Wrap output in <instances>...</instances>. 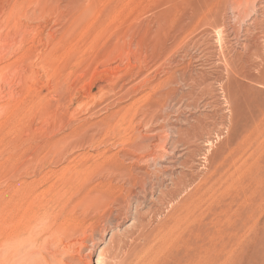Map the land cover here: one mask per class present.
Returning <instances> with one entry per match:
<instances>
[{
	"label": "rangeland",
	"instance_id": "374dc122",
	"mask_svg": "<svg viewBox=\"0 0 264 264\" xmlns=\"http://www.w3.org/2000/svg\"><path fill=\"white\" fill-rule=\"evenodd\" d=\"M227 1L0 0V203L35 214L0 264H264V0Z\"/></svg>",
	"mask_w": 264,
	"mask_h": 264
},
{
	"label": "bare ground",
	"instance_id": "6f19581e",
	"mask_svg": "<svg viewBox=\"0 0 264 264\" xmlns=\"http://www.w3.org/2000/svg\"><path fill=\"white\" fill-rule=\"evenodd\" d=\"M224 1V0H223ZM229 1V0H228ZM227 1V2H228ZM231 1V0H230ZM229 1V2H230ZM229 2L228 3H226V4H229ZM218 3V2H217ZM216 3V4H217ZM230 4H233V5H237L238 6V8H249V7H254V6H257V5H259V2H258V0H234V1H232V3H230ZM211 5V4H210ZM215 5V4H214ZM221 6H223V5H221ZM228 6V5H227ZM260 6V5H259ZM218 7V6H217ZM229 7H230V5H229ZM246 8H245V10H246ZM264 8V7H263ZM237 9V8H236ZM242 9V10H243ZM253 9V8H252ZM255 9H256V7H255ZM215 10V9H214ZM233 10V9H232ZM231 10V11H232ZM253 11V10H251V8L250 9H248V11ZM244 11V10H243ZM235 12V11H234ZM240 12V11H239ZM246 12H247V10H246ZM245 12V13H246ZM244 13V12H243ZM242 13V14H243ZM228 14V13H227ZM241 14V15H242ZM249 14H250V12H249ZM244 15V14H243ZM246 15V14H245ZM241 18V17H240ZM262 18V17H261ZM208 20V19H207ZM215 20V19H214ZM227 20V19H226ZM240 20H242V19H240ZM244 20V19H243ZM249 20V19H248ZM212 21V20H211ZM234 21V20H233ZM224 23V22H223ZM230 23V22H229ZM238 23L239 22H237V25H238ZM252 23V22H251ZM256 23V22H255ZM242 24V23H241ZM249 25V24H248ZM259 25V24H258ZM250 26V25H249ZM218 28V27H217ZM222 31V30H221ZM220 31V32H221ZM233 31V30H232ZM218 32V31H217ZM219 32V33H220ZM239 33V32H238ZM247 33V32H246ZM218 34V33H217ZM222 34V33H221ZM220 34V35H221ZM224 34V33H223ZM220 37V36H219ZM223 37V36H222ZM234 38V37H233ZM220 39V38H219ZM225 39V38H224ZM240 40V39H239ZM244 40V39H243ZM246 41H247V39H246ZM221 43V42H220ZM226 63V62H225ZM226 65V64H225ZM228 66V65H227ZM228 70V69H227ZM185 78V77H184ZM166 82V81H165ZM161 84V83H160ZM198 84V83H197ZM231 84H233V83H231ZM163 85V84H162ZM160 86V85H159ZM233 86V85H232ZM196 87V86H195ZM198 87V86H197ZM200 87V86H199ZM162 88V87H161ZM204 88V87H203ZM234 89V88H233ZM232 89V90H233ZM197 90V89H196ZM173 100V99H172ZM229 101V100H228ZM235 101V100H234ZM217 102V101H216ZM169 104V103H168ZM180 106H183V105H180ZM169 107H170V105H169ZM176 107V106H175ZM198 107V106H197ZM171 108V107H170ZM195 108V107H194ZM215 108V107H214ZM165 109V108H164ZM163 109V110H164ZM172 109H173V107H172ZM175 109V108H174ZM182 110V109H181ZM175 111V110H174ZM179 112V111H178ZM183 112V111H182ZM166 113V112H165ZM175 113V112H174ZM176 115V114H175ZM156 116V115H155ZM162 117V116H161ZM168 118V117H167ZM223 118V117H222ZM228 118V117H227ZM154 119V118H153ZM156 119V118H155ZM176 119V118H175ZM151 120V119H150ZM229 121V120H228ZM154 122V121H153ZM160 122H161V120H160ZM150 123H152V121L150 122ZM198 123V122H197ZM220 123V122H219ZM147 124V123H146ZM161 124V123H160ZM159 124V125H160ZM165 124V123H164ZM168 124V123H167ZM173 124V123H172ZM156 125V124H155ZM169 125V124H168ZM163 126V125H162ZM147 127V126H146ZM161 129V128H160ZM164 129V128H163ZM147 130H148V127H147ZM159 130V129H158ZM154 132V131H153ZM159 133V132H158ZM167 133V132H166ZM198 133H200V132H198ZM203 133V132H202ZM201 133V134H202ZM165 134V133H164ZM175 135V134H174ZM196 135V134H195ZM163 136V135H162ZM164 136H166V135H164ZM181 136V135H180ZM194 136V135H193ZM161 137V136H160ZM176 137V136H175ZM200 137V136H199ZM160 139V138H159ZM167 138H165V140H166ZM162 140H164V139H162ZM157 141H159L158 142V144L156 145V146H154L153 148H150V146L148 147V148H145L144 150H145V153L143 154V151L141 152L143 155H141V156H136V158H134V157H132V155H130L132 158L131 159H133V161L134 162H136V163H145L146 164V166H145V168L144 169H146V172H145V174H146V176H148V177H150V176H152V174L150 173V167L151 166H155V168H157L158 169V173H160V174H158L157 175V178L159 177V175H161V174H167V173H169V171H170V169H172V168H168V167H163L162 168V162L161 161H163V160H165V158L166 157H169V156H171L172 155V153H173V151H172V153H170V152H168L169 151V149H168V147H169V142H168V140H166V141H161V140H157ZM156 143V142H155ZM146 144V143H145ZM154 144V143H153ZM172 144V143H171ZM147 145H148V143H147ZM177 145V144H176ZM143 146V145H142ZM139 147H141V146H139ZM145 147V146H144ZM143 147V148H144ZM176 147V146H175ZM174 147V148H175ZM178 149V148H177ZM139 150H141V149H139L138 148V154H139ZM191 151V150H190ZM193 152V151H192ZM135 153V152H134ZM173 154H175V153H173ZM189 154H190V152H189ZM194 154V153H193ZM175 156V155H174ZM179 157V156H178ZM183 157V156H182ZM191 158V157H190ZM192 158H193V156H192ZM207 158V157H206ZM129 159V158H128ZM212 159V158H211ZM124 160H126L125 158H124ZM193 160V159H192ZM130 161V160H129ZM128 161V162H129ZM132 161V162H133ZM189 161H190V159H189ZM176 162V161H175ZM191 162V161H190ZM142 163L140 164V165H142ZM164 163V162H163ZM192 163V162H191ZM190 163V164H191ZM138 164V165H139ZM170 164H172L171 162H170ZM187 164H189L188 162H187ZM186 164V165H187ZM195 164V163H194ZM134 165V164H133ZM185 165V166H186ZM184 166V165H183ZM204 166V165H203ZM134 167V166H133ZM135 168H136V166H135ZM191 168V167H190ZM176 169V168H175ZM178 169H179V167H178ZM206 169V168H205ZM152 170V169H151ZM154 170V174H156L155 173V169H153ZM197 171H199V170H197ZM208 171V170H207ZM126 172V171H125ZM130 173V172H129ZM136 173H138V172H136ZM191 173V172H190ZM122 174V173H121ZM127 174V173H126ZM143 174V173H142ZM143 176H144V174H143ZM155 176V175H154ZM163 176V175H162ZM125 177V176H124ZM147 177V178H148ZM147 178L144 176V180H147ZM151 178V177H150ZM167 178V177H166ZM172 178H174V177H172ZM198 178V177H197ZM216 178V177H215ZM128 179V178H127ZM159 179V178H158ZM169 179V178H168ZM167 179V180H168ZM183 179V178H182ZM193 179H195V178H193ZM149 180V179H148ZM178 180V179H177ZM179 180H181V179H179ZM154 181V180H153ZM152 181V182H153ZM158 181V180H157ZM196 181V180H195ZM194 181V182H195ZM127 182V181H126ZM126 182H125V184H126ZM133 182V181H132ZM174 182H175V180H174ZM179 183H177V184H175L177 187H175L176 189L173 191V193L172 194H170V192H169V195H171V196H168L167 197V199L169 198V197H171V201H175V200H177V201H179L177 198H179V195L180 194H182L181 192V190L183 189V187L185 188V186H186V184H185V182H184V184H183V182H181V181H178ZM138 183L141 185V187H142V189H145L146 190V186L148 185L147 184V181H143L142 179H141V181H138ZM163 183V182H162ZM190 183V182H189ZM193 185V184H192ZM201 185V184H200ZM152 186H153V184H152ZM204 186V185H203ZM132 188H133V186H132ZM192 188V187H191ZM124 189H126V188H124ZM141 189V190H142ZM153 189V188H152ZM155 189V188H154ZM193 189V188H192ZM129 190V189H128ZM127 190V191H128ZM140 190V191H141ZM184 190V189H183ZM139 191V194H141V192ZM185 191V190H184ZM119 192H120V190H119ZM124 192H126V191H124ZM148 192V191H147ZM151 192V191H150ZM133 193V192H132ZM131 193V194H132ZM145 193H146V191H145ZM162 193V192H161ZM166 194V193H165ZM184 195V194H183ZM124 196V195H123ZM135 196V195H134ZM165 196V195H164ZM129 197V196H128ZM163 197V196H162ZM161 197V198H162ZM194 197V196H193ZM127 200V199H126ZM130 200V199H129ZM162 200V199H161ZM164 200V199H163ZM191 200V199H190ZM193 200V199H192ZM171 201H169V202H171ZM182 201V200H181ZM41 202L43 203V205L45 206L43 209L45 210V212H47V206H48V201H46V199L44 200V199H41ZM158 202H160L159 200H158ZM168 202V201H167ZM180 202V201H179ZM178 202V203H179ZM161 203V202H160ZM163 203V202H162ZM166 203V202H165ZM164 203V204H165ZM173 203V202H172ZM175 203H177V202H175ZM175 203H174V206H175ZM177 203V204H178ZM182 203V202H181ZM131 204V203H130ZM159 204V203H158ZM125 205V204H124ZM126 205H127V202H126ZM173 205V204H172ZM179 205V204H178ZM181 205V204H180ZM130 205H128V207H129ZM162 206V205H161ZM177 206V205H176ZM127 212V211H126ZM3 215H5L6 217L4 218L3 217ZM31 215H34L35 216V214H33L32 213V211L31 210H29V211H23V212H21V210L19 209H14L12 206H11V204H10V202H8L7 203V205L6 204H4V202H1L0 203V231H32V229H31V225H30V220H31ZM119 215V214H118ZM32 220H33V217H32ZM56 224V223H55ZM144 224L145 223H141V226L142 227H144ZM56 226V225H55ZM54 230V229H53ZM31 235V234H30ZM20 236V235H19ZM9 237V236H8ZM15 237V236H14ZM7 240V242L8 243H10V244H12V243H14V241H17V239L16 240H14L12 237L10 238V239H6ZM6 240H5V242H6ZM24 240H25V238H24ZM22 241H23V239H22ZM7 242H6V245H7ZM2 244H4L5 245V243L3 242ZM5 245V247H7V249H9L8 247L10 246H6ZM23 245V244H22ZM17 246V245H16ZM5 247H3V248H5ZM14 248V247H13ZM1 249H2V246H1ZM10 249H12V248H10ZM20 249V248H19ZM6 250V249H5ZM13 250V249H12ZM15 250V249H14ZM13 250V251H14ZM16 251V250H15ZM14 251V252H15ZM18 252H20V250L18 251ZM10 253H11V251H10ZM0 255H1V252H0ZM8 255V254H7ZM15 256H17L16 254H14ZM18 255H19V253H18ZM21 256H22V254H20ZM9 256V255H8ZM8 256H6V257H8ZM11 256V255H10ZM21 256L20 257H17V258H21ZM13 257V256H12ZM11 258V257H10ZM8 259V258H7ZM6 259V260H7ZM24 259V258H23ZM27 259V258H26ZM12 260V259H11ZM188 260H184V258L182 257V260H180L179 261V263L178 264H186V262H187ZM17 262V261H16ZM15 262V263H16ZM19 263V262H18Z\"/></svg>",
	"mask_w": 264,
	"mask_h": 264
}]
</instances>
